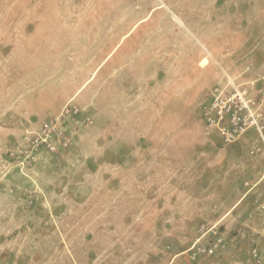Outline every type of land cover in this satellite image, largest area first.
I'll use <instances>...</instances> for the list:
<instances>
[{
	"label": "rangeland",
	"instance_id": "obj_1",
	"mask_svg": "<svg viewBox=\"0 0 264 264\" xmlns=\"http://www.w3.org/2000/svg\"><path fill=\"white\" fill-rule=\"evenodd\" d=\"M261 177L264 0H0V264H258Z\"/></svg>",
	"mask_w": 264,
	"mask_h": 264
},
{
	"label": "built area",
	"instance_id": "obj_2",
	"mask_svg": "<svg viewBox=\"0 0 264 264\" xmlns=\"http://www.w3.org/2000/svg\"><path fill=\"white\" fill-rule=\"evenodd\" d=\"M218 232H219L218 230H213L214 235H217ZM222 241H223L222 238H218L216 241H214L213 243H211L209 245H203L202 243H200V245L198 246V250L202 251L204 253H207L209 255H213V254H215L217 252V250L219 248L225 246L222 243ZM251 257L258 264H264V262L262 261L261 253H260V251L257 248L252 250Z\"/></svg>",
	"mask_w": 264,
	"mask_h": 264
},
{
	"label": "crops",
	"instance_id": "obj_3",
	"mask_svg": "<svg viewBox=\"0 0 264 264\" xmlns=\"http://www.w3.org/2000/svg\"><path fill=\"white\" fill-rule=\"evenodd\" d=\"M263 175V174H262ZM264 180V177H261L260 178V180L257 182V184H260L262 181ZM255 186H257L256 184H255ZM256 191V190H255ZM250 191H248V192H246L245 194H243V196L238 200V202H237V204H236V206L237 207H241L242 205H244V204H250L249 202H248V199L249 198H247V195H248V193H249ZM247 198V199H246ZM254 206L256 207V205L254 204ZM264 216V214H262V217ZM247 232V231H246ZM250 232V231H249ZM254 235H255V233H253Z\"/></svg>",
	"mask_w": 264,
	"mask_h": 264
},
{
	"label": "bare ground",
	"instance_id": "obj_4",
	"mask_svg": "<svg viewBox=\"0 0 264 264\" xmlns=\"http://www.w3.org/2000/svg\"><path fill=\"white\" fill-rule=\"evenodd\" d=\"M241 98L244 100L243 95L240 93ZM245 101V100H244Z\"/></svg>",
	"mask_w": 264,
	"mask_h": 264
}]
</instances>
